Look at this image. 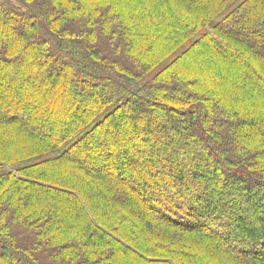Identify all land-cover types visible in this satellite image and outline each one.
<instances>
[{
    "label": "trees",
    "instance_id": "obj_1",
    "mask_svg": "<svg viewBox=\"0 0 264 264\" xmlns=\"http://www.w3.org/2000/svg\"><path fill=\"white\" fill-rule=\"evenodd\" d=\"M0 264H264V0H0Z\"/></svg>",
    "mask_w": 264,
    "mask_h": 264
}]
</instances>
